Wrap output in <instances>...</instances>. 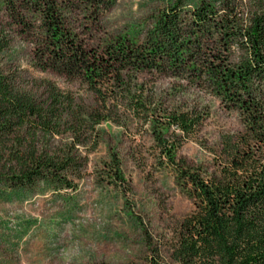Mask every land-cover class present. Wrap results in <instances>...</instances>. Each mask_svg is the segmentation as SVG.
I'll use <instances>...</instances> for the list:
<instances>
[{
  "label": "trees",
  "instance_id": "trees-1",
  "mask_svg": "<svg viewBox=\"0 0 264 264\" xmlns=\"http://www.w3.org/2000/svg\"><path fill=\"white\" fill-rule=\"evenodd\" d=\"M117 0H0V161L16 191L39 183L72 191L102 123L121 117L148 126L157 166L192 203L169 237L147 242L143 264H264V0H173L136 33L101 39L93 32ZM75 18L81 33L71 21ZM16 33V34H14ZM31 44L33 66L86 88L91 103L43 82L41 98L2 64L11 37ZM98 35V34H97ZM177 80L235 112L241 130L221 138L212 169L177 156L199 146L206 109L165 106L142 77ZM30 85V86H29ZM30 87V88H29ZM64 140L51 148L50 141ZM124 182L116 157L108 165Z\"/></svg>",
  "mask_w": 264,
  "mask_h": 264
},
{
  "label": "rangeland",
  "instance_id": "rangeland-1",
  "mask_svg": "<svg viewBox=\"0 0 264 264\" xmlns=\"http://www.w3.org/2000/svg\"><path fill=\"white\" fill-rule=\"evenodd\" d=\"M173 0H117L93 32L101 39L138 33ZM189 1V0H188ZM0 10V26L5 22ZM71 27L81 33L72 18ZM16 34V33H14ZM2 64L28 84L41 98L43 82L91 103L86 88L53 72H40L32 64L31 44L25 37H11ZM145 92H152L165 106L206 109L208 118L199 141L183 142L177 156L187 164L212 169L213 154L221 138L239 132L235 112H227L210 95L168 78L142 77ZM30 86V85H29ZM30 88V87H29ZM118 124L99 126L101 141L87 154L83 170L69 177L72 191L55 192L39 183L32 192L11 189L4 178L7 166L0 161V264H143L147 242L158 244L169 237L173 224L193 208L174 185L171 173L157 166L148 126L121 117ZM64 140L50 141L51 148ZM116 157L124 182L115 184L108 165Z\"/></svg>",
  "mask_w": 264,
  "mask_h": 264
}]
</instances>
